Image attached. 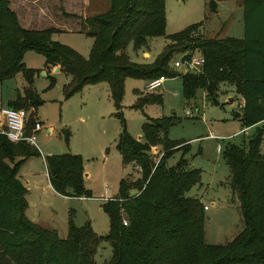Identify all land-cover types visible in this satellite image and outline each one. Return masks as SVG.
<instances>
[{
  "label": "trees",
  "instance_id": "trees-1",
  "mask_svg": "<svg viewBox=\"0 0 264 264\" xmlns=\"http://www.w3.org/2000/svg\"><path fill=\"white\" fill-rule=\"evenodd\" d=\"M216 0H207L214 12ZM163 0H107L103 12L83 18L81 28L91 40L84 58L49 35L52 27H21L7 0H0V82L20 73L25 86L16 92L6 108L34 110L42 103L32 88L34 70L24 67L22 56L32 51L43 58L46 68L68 75L62 96L67 98L85 85L104 82L119 122L115 149L122 164H131L138 175H125L117 183L116 194L100 204L107 219L104 235L93 233L89 224H72L68 217L66 234L39 226L24 215L25 189L16 178L23 158L38 155L24 141L10 142L0 133V264H93L92 255L100 240L108 241L111 254L102 264H264V154L259 152L262 128L255 126L244 145L226 142L221 157L227 165L228 185L235 196L241 229L224 244L203 241V209L195 197L183 195L199 180V170L190 168L183 155L188 144L166 137L173 116L147 118L138 139L124 129L119 115L123 80L147 81L158 76L180 77L185 101L201 89L205 99L216 102L219 83L232 85L242 98L235 116L241 127L264 121V0H240L243 35L204 37L199 23L164 34ZM168 40L150 62L138 63L125 49L147 51L149 38ZM197 51L203 56L201 71L180 74L170 66L173 54ZM52 84V82L50 83ZM159 104L160 96L135 93L132 107ZM35 121V120H34ZM32 111L24 132L32 123ZM64 144L68 132H61ZM159 146L161 156L154 163L150 148ZM180 158L167 164L171 152ZM52 190L66 197H91L85 188L82 158L78 154H48L43 157ZM122 219L125 224H122Z\"/></svg>",
  "mask_w": 264,
  "mask_h": 264
},
{
  "label": "rangeland",
  "instance_id": "rangeland-1",
  "mask_svg": "<svg viewBox=\"0 0 264 264\" xmlns=\"http://www.w3.org/2000/svg\"><path fill=\"white\" fill-rule=\"evenodd\" d=\"M24 1H26V4L29 6L30 11H33L34 16L39 12L38 8L43 6L46 8L44 13H42V18L34 17V20L40 19V21H36V25L33 26L51 27V20L54 18H51V16H55L54 12L57 5L63 4L65 11H67V13L64 12V18L69 17V20L65 19L64 21L70 22H64V24L69 25L68 27L71 30L82 31V12H78V6H81L85 0H37L35 3L31 2V0H18L17 2L12 0V3H17L20 8H23ZM163 1L166 21V26L164 28L165 35L180 31L189 24L201 22L202 26H199L198 30L204 37L221 38L223 34H225L228 24H230L229 33H227L229 36L237 34L235 33L237 28L238 34L242 36L243 26H240V18H242L241 12L236 9L232 0L217 4L215 13L219 14V19L207 9V0ZM7 2L9 7L10 2L8 0ZM106 8L107 0H88V4L85 8V10L88 11H86L83 16L105 11ZM34 9L37 12H35ZM18 13L22 15L20 11H18ZM16 15L17 14H15V17ZM205 16H209L210 19L204 21ZM218 29H221L223 33L220 32L217 34L216 31ZM49 38L70 46L83 57L87 56L92 40L89 36L77 31L50 34ZM167 42L168 40L164 35L149 38L147 41V48L150 52V58L148 60H151ZM187 51L188 50H181L173 54L172 58L186 53ZM125 52L132 61L140 62L143 60L140 51H133L130 46L126 47ZM22 57L24 67L35 71L31 86L42 100V103L36 107V115L42 118L46 124L53 125L55 128L58 126L59 122L65 123V127L72 134V141L74 143L69 151V149L64 146L62 139L55 134V128L54 133H51L50 136L43 141L40 136L44 133V128H42L35 135L34 143L36 146H40L42 149L44 146L46 148L50 147L51 150H53L55 145H60V148L65 150L61 153L81 152L82 144L80 143L79 135L83 123H85V126L87 124L89 128L97 126L102 127L106 134H111L112 127H114V131L118 128L119 122L116 115H106L102 118H95L94 115L90 113V109H88V101L94 99H99L101 102L103 101L106 107L109 105L110 99L109 95L107 96L108 89H106L107 86L104 82L99 86L104 87L102 90L84 88L67 98H63L62 85L66 84L70 77L61 70L58 72H52L51 70L45 75L47 69L43 63L42 56L32 51H26ZM51 82L52 84H50ZM23 86H25V83L20 73L1 81L0 107H6V101L13 98L16 92L21 93ZM143 86V81L141 79L125 78L123 82L122 95L119 102V115L125 131L131 137L136 138L140 136V126L147 118L174 117L176 122L168 127L166 137L172 142L187 143L188 150L183 155V159L193 168L199 170L198 182L193 184L183 195L202 200L203 204L207 207L206 210H203L204 242L214 245L224 244L229 240L232 230L235 227V222L233 223L232 221L235 219V216H232V204L233 200L236 203V199L228 185L229 172L227 165L221 157V152L216 151V146L218 145L222 150L226 142L244 145L249 136L253 134L255 127L249 128L241 134L226 139L228 135L231 136L232 131L240 128L239 125H237L238 122L230 120L231 112H236L239 106L237 104L236 93L232 85L228 83H219L217 85V104H211L203 98L201 89L196 90L193 99L185 101L180 92L179 77L165 78V81L160 87L150 91L160 96V103L147 104L141 109H135L132 107L136 93L134 90H137V93L143 92ZM150 92L143 93L147 94ZM228 98H232V103L228 102ZM78 117L82 118V121L78 120ZM2 123L0 119V131L2 130ZM259 126L262 128L259 152L264 154V121ZM85 134L87 142L92 140L90 133ZM105 140L108 142L109 137L106 136ZM107 147L110 149V159L107 161V164L101 165V161H98L99 157H96V161L98 162L94 167V172L96 174L95 185L100 193L102 191V185H108V194H112L116 187V182L118 180L117 175L119 173H121V176L124 174L129 175L132 179H134L138 173L131 164L120 163L118 165L119 157L117 152L113 149V143H110ZM56 150L57 149H54L55 152ZM87 154H92L93 156V150L90 149ZM111 155H114V161H112ZM180 156V151L175 150L171 152L166 163L172 164L176 162ZM36 161H38L39 167L42 169L40 161L38 159ZM114 167H116V170H114ZM49 199L52 201L50 204L54 209V230L58 238L65 237L66 221L68 217L75 226H81L85 223L89 224V227L96 235L102 236L106 233L107 219L105 214L99 209L98 205L100 201L96 198H61L50 196ZM211 202H214L213 205H210ZM218 205L224 208L222 212L218 211ZM237 217L240 218V215ZM237 217L236 219H238ZM110 254L111 250L108 241L100 240L92 255L93 264H102L106 262Z\"/></svg>",
  "mask_w": 264,
  "mask_h": 264
},
{
  "label": "crops",
  "instance_id": "crops-1",
  "mask_svg": "<svg viewBox=\"0 0 264 264\" xmlns=\"http://www.w3.org/2000/svg\"><path fill=\"white\" fill-rule=\"evenodd\" d=\"M8 1L10 2L9 7L11 8V10H13L15 12V14H17L16 17H17L18 23L20 24L21 27L28 28V29H30V28H32V29L45 28V27L33 26V25H36L35 24L36 21L37 22L40 21V19L39 20H34V17L42 18V16H43L42 13H44V11L46 10V8L44 6L41 7V8H38V11L40 13L37 12L34 9V11L37 12L36 16H34L33 11H30V8L26 4V1H24V3H23V8H20V6L17 5V3L13 4L12 0H8ZM17 1L18 0H15V2H17ZM36 1L37 0H31V2H33V3H35ZM225 1H228V0H216L215 1V7H214L215 9H214V12H211V13H213V15H215V17L218 18V19H219V14L215 13L216 6H217V4L223 3ZM232 2L234 3V6L236 7V9L240 10L241 16H242V8H241L240 0H232ZM87 4H88V0H85L81 4V6L80 5L78 6V12L79 13H80V11L82 12V20H83L84 17H86V15L83 16V14L86 11H88V10H85ZM89 8L93 9L92 7H89ZM94 8H95V6H94ZM18 11H20L22 13V15H20L18 13ZM64 12L67 13V11H65V9H64L63 4H61V5L58 4L57 8H56V10L54 12L55 16H51V18L54 17L51 20V27H53L55 29V31L52 32L51 35L64 33V32L65 33H71L73 31L82 32L84 34L83 30L82 31L71 30L68 27L69 25L64 24V22H65L64 20L65 19L69 20V17H65L64 18V15H65ZM99 12H103V11H99ZM66 16H68V15H66ZM204 19H205L204 21H206V20H209L210 17L209 16H205ZM76 20H78V19H76ZM240 20H241L240 26H242V18H240ZM68 22L69 21H66L65 23H68ZM165 26H166V21H165V12H164V28H165ZM201 26H202V24L200 25V27ZM216 29H217V27H216ZM229 29H230V24H228L227 29L225 31V34H223L222 37L229 36L227 34V33H229L228 32ZM220 32H222L221 29H218L216 31L217 34H219ZM235 33H237V34H235L234 36L230 35L229 37H233V38H241L242 37V36H240V34H238V28H237V31ZM242 35H243V28H242ZM64 45H66V44H64ZM66 46H68V45H66ZM77 53L80 54L79 52H77ZM141 58H143V60L138 62V63L150 62L152 60V59L148 60L150 58V52H149L148 48H147V51L141 52ZM46 69L47 70L45 71V75L48 73V71H51V69L49 67L46 68ZM58 71L59 70L57 68L52 69V72H58ZM179 79H180V77H179ZM124 81H125V79L123 80V82ZM164 81H165V79L162 81L160 86L163 84ZM102 83L103 82L92 84V85H85L80 90H82L84 88H86V89L96 88L95 90H97V89L102 90L104 87H99V86H101ZM144 83H145V81H143V85H144ZM64 85L65 84L62 85V89H63ZM160 86H158V87H160ZM106 89H107V87H106ZM134 91H136V93H137V90H134ZM143 92H145V91H143ZM143 92H139V93H143ZM108 95L109 94L107 93V96ZM13 98H11L9 100H12ZM203 98L205 99L204 93H203ZM236 99H237V104L239 106V109H237L236 112H231V115H230L231 119L230 120L233 121V122L234 121L238 122L237 125H239L240 128L235 129L234 131H232L231 132V136L228 135V137H226V139H229V138H232V137H234V136H236L238 134H241V133H243L245 130H247L249 128H254L255 126H259L263 122L262 121V122H259V123H256V124H253V125L247 126V127H241L239 119L235 115H236V113L238 111H240V108L242 106V98H241V96L239 94H236ZM228 102L232 103V98H228ZM108 104L109 105L106 107L104 105L103 101L101 102L99 99L89 100L88 101V109H90V113L93 114L95 118H102V117H104L106 115H114L115 110H114V108L112 106L111 100H110V103H108ZM2 108H5V107H2ZM29 111H32V119H33V121L34 120H39L40 123H41V129L44 128V133L41 134L40 136H41L42 140L45 141V139L47 137H49L51 133H54V128L55 127L53 125L46 124L42 118H39L36 115V108L34 110H26L27 116L29 114ZM27 116H26V118H27ZM78 120L82 121V118L78 117ZM65 125H66L65 123L59 122L58 126L55 128V132H56L55 134L58 135L62 139L61 132L63 130L68 132L67 144H64V143L63 144L70 151V149H71V147L73 146L74 143L72 141V134L65 127ZM41 129H39L36 133H38ZM80 129H81V132H80L79 136H80V143L82 144L81 145V149L82 150H81V152H74V153L71 152V153L72 154H78L82 158V161H83L82 170H83L84 186H85L86 189H88L91 192V197L84 198V197H66V196H61V195L56 194L52 190V188L50 187L48 179H47V174H46V170H45V167H44V163H43V157L45 155H48V154H57V153L60 154L61 152L65 151V150L60 148V145H55L53 150H51L50 147L46 148L45 146L42 149L40 146H36L35 143H34L33 147H35V149L38 151V155H36V156H28V157L23 158V160L21 161L20 165L18 166V169L16 171V178L20 181L21 185L25 189L24 198H25V203L26 204H25V208H24V215H25V217L28 220H30L31 222H33V223H35V224H37L39 226H42V227H45V228H48V229H52V230L55 229V227H54L55 222L53 221L54 209L51 207V204H50L52 202L49 199L50 196H56V197H61V198H84V199L96 198L97 200L100 201V203L98 205L99 209H100V204L103 201L112 198L116 194L117 183H118L119 179H121L122 177L125 176V174L123 176H121V173H119L117 175L118 176V178H117L118 180L116 182V187L114 188V192L112 194H108V188H109L108 185H105V184L102 185L101 193L99 192L97 186L95 185V176H96V174L94 172V167H95L96 163L98 161H101V165L107 164V161H109V159H110V157H109L110 149H109V147H107V145H110V143H113V149L115 150V152H117L116 149H115V142H116V138H117V134H118L119 123H118V128L115 129V131H114V127L111 128V134H106L102 127H98L97 126V127L89 128L87 126V124L85 126V123L82 124ZM36 133H35V135H36ZM85 133H90V137L92 138V140L87 142V138H86V134ZM106 136L109 137V141L108 142L105 140ZM138 138H139V136H137L135 139H138ZM34 140H35V138H34ZM47 145L50 146L49 144H47ZM86 146H89V147H86ZM54 149H57L56 152L54 151ZM90 149L93 150V154H94L93 156H92V154H87V152ZM217 152H221V149L219 148V150ZM117 155L119 157V163H118V165H119L121 163V160H120V156H119L118 152H117ZM97 156L99 157L98 161H96V157ZM111 158H112V161L115 160L114 155H111ZM37 159L40 161L42 169L39 167V163H38V161H36ZM113 164H114V162H113ZM187 165H188V167L193 168L188 163H187ZM134 169L137 172V169L136 168H134ZM114 170H116V167H114ZM199 201H200L202 206L203 205L206 206L205 204H203L202 200H199ZM213 203L214 202H211L210 205H213ZM217 207H218V211L219 212H222V210H224V208L222 206L218 205ZM206 209H207V207L204 210H206ZM232 209H233L232 216H235V219L232 220V218H231V220L233 221V223L235 222V224H234L235 227L232 230V233L230 235L229 240L241 229V219L239 217H237V216H239L238 215L239 212H238V209H237V202L235 203L234 200H233V204H232ZM236 212H237V215H236ZM236 217L238 219H236ZM237 220H238V222H237ZM203 224H204V220H203ZM204 236H205V232H204V229H203V238H204Z\"/></svg>",
  "mask_w": 264,
  "mask_h": 264
},
{
  "label": "built area",
  "instance_id": "built-area-1",
  "mask_svg": "<svg viewBox=\"0 0 264 264\" xmlns=\"http://www.w3.org/2000/svg\"><path fill=\"white\" fill-rule=\"evenodd\" d=\"M203 56L197 51H187L182 53L170 61L172 69L176 70L180 74L192 73L196 74L201 71L203 65ZM165 78L158 76L156 78L145 81L144 91L150 92L160 86ZM26 112L19 109H10L0 107V119L2 120V130L0 133L10 142L24 141L30 146L34 145L35 133L41 129V123L39 120H35L28 133L24 132V125L26 120ZM216 150L219 147L216 146ZM150 154L152 155L153 162L156 163L162 152L159 146H153L150 148ZM206 206H202L204 210ZM122 224H125V220L122 219Z\"/></svg>",
  "mask_w": 264,
  "mask_h": 264
}]
</instances>
